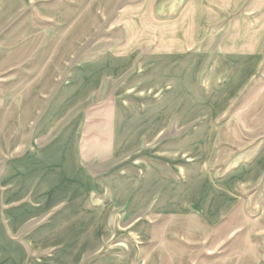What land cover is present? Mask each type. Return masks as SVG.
I'll return each instance as SVG.
<instances>
[{
	"label": "crops",
	"instance_id": "crops-1",
	"mask_svg": "<svg viewBox=\"0 0 264 264\" xmlns=\"http://www.w3.org/2000/svg\"><path fill=\"white\" fill-rule=\"evenodd\" d=\"M63 1L0 0V11L3 8L14 10L0 24V29L25 9L66 10L68 6ZM77 2L81 0H71V3ZM76 8L71 6L69 10ZM58 17L65 20L67 14L60 13ZM85 25L83 16L76 22L77 39L63 37L60 42H79ZM44 53L29 49V97L26 99L29 114L24 118L29 121V128L25 130L28 135L20 138L13 131L9 135L0 131V156L12 155L17 159L28 153L25 141L29 139V154L22 161L12 160L9 166L0 168V264H148L167 251L170 264H218L219 260L220 264H264L262 244L254 249L250 243L248 249L246 242L251 237H246L242 243L243 232L234 219L237 212L246 211L248 197L259 192L264 182V138L259 141L261 138L254 136L260 132L255 130L264 127V114H255V108L246 110L245 115L237 117L238 125L221 134L222 146L212 149L211 145L204 155L199 154L197 148L195 139L198 140L200 134H196V129L180 140H177L178 131L170 130L165 141L145 146L155 140L165 126L174 122L179 129L190 120L180 124L178 115L171 112L177 106L178 97L185 99V95L182 88L164 74V64L174 74L185 71L188 64L194 67L199 79L197 89L207 87L209 90L215 83L222 89L229 81V86L236 88L228 104L256 80L264 81V51L217 55L212 61L214 73L210 79L203 70L202 73L198 70L201 68L198 56L185 59L174 53L137 62L133 56L108 53L75 66L67 81L60 78V70L51 76L48 66L34 61L42 59ZM72 56L70 52V58ZM219 56L237 66L218 73ZM68 57L65 52L59 56L58 66L63 72ZM15 66L17 64L10 63L1 67L0 74L12 71ZM93 69L101 72L93 75ZM223 74L227 79L220 87ZM121 75H126L121 98L129 101L120 102L119 112L113 118L112 133L106 136L107 142L111 139V156L117 161L109 165L108 175L99 180L90 174L92 165L90 169L84 164L78 122L62 131L53 129L59 123L57 120L71 114L84 98L101 89L105 79L117 81ZM53 90L58 91L52 98L50 91ZM150 103L159 107L158 115L152 120L143 118L134 129L128 115ZM261 106L264 110V95ZM5 116L9 118L2 119L4 123L22 122L12 121L11 114ZM153 120L159 122L157 130H145ZM245 124L253 128V136L245 137L242 131ZM139 146L141 148L136 150ZM215 149L217 157L208 158ZM55 176L60 179L52 184L49 178ZM104 191L108 193L111 206L99 209L92 205L93 199L96 193ZM110 208L115 212L110 213ZM40 219L45 220L34 225ZM260 219L264 220V207ZM168 220H175L178 225L162 227V221ZM207 232L215 235L224 232L231 236V243L235 245L231 250H242L244 256L228 260L217 258L211 253L214 249L207 242ZM155 236H162L161 241L152 243ZM102 240L104 244L97 250L96 245ZM229 243V240L221 243L225 244L223 249H227ZM150 247H156L155 253L150 254ZM29 249L53 253L43 261L29 262ZM168 259L161 258L160 264H169Z\"/></svg>",
	"mask_w": 264,
	"mask_h": 264
},
{
	"label": "rangeland",
	"instance_id": "rangeland-1",
	"mask_svg": "<svg viewBox=\"0 0 264 264\" xmlns=\"http://www.w3.org/2000/svg\"><path fill=\"white\" fill-rule=\"evenodd\" d=\"M63 2L65 6H68L66 10H22L11 22L0 29V68L7 67L10 63L17 64L12 71L0 74V131L2 133L9 135L10 131H13L20 138L21 135H28L25 134V130L29 128H27L29 121L24 118L29 114V107H27L29 100H26L29 97V49L45 51L42 59L38 58L34 61L43 62L44 67L48 66L51 76L60 70V78L64 81L69 79L70 73L78 64L95 61L108 53L133 56L137 62L148 58H163L174 53L185 56V59L198 56L201 57V68L198 70L200 73L203 70V74L210 79L214 73L212 61L217 55L264 51V0H81L77 3L64 0ZM60 6L62 7L63 3H60ZM71 6L77 8L69 10ZM13 12L14 10L3 8L0 11V24ZM60 13H66L67 18L61 20L58 17ZM83 16H85L86 25L81 29L80 41L60 42L63 37L65 40L76 38V22ZM39 38L48 41L35 42ZM62 52L69 54L64 72L62 67L59 69L58 66ZM70 52L73 53L72 58H70ZM217 62L220 70L218 73L227 72L237 66V63L220 56ZM194 70L196 69L188 64L185 71L174 74L168 65L164 64V74L171 77L182 88L185 95V99L178 97L177 106L171 112L178 115L180 124L190 120L179 129L174 122L165 126L155 140L145 144L146 147L165 141V135L167 136L170 130H177V140H180L187 138L196 129V134H200L199 139H195L197 148L199 154L204 155L211 145L212 149H219L222 146L221 134L231 130L233 125H238L237 117L245 115L246 110L255 108L257 112L255 114H264L261 106L264 81L260 80L261 78L256 80L250 88H245L237 99L226 104L227 100L234 96L236 87L229 86L228 81L222 89H219L216 83L209 90L207 87L197 89L199 79ZM100 72L101 70L93 69L92 74L97 75ZM126 75L119 76L117 81L105 79L101 89L90 93L71 114L57 120L59 123L53 129L54 132L62 131L78 122L79 130L82 131L84 164L89 168L92 165L90 174L99 180L108 175L109 165L117 161V158L111 156V139L109 138L107 142L106 136L110 137L112 133L113 118L119 112L120 102L129 101V99L121 98V85ZM220 78L219 86L221 87L226 82L227 76L223 74ZM57 91H50V97L53 98ZM200 94L205 98L204 101ZM134 106L137 108V105ZM159 111V107L156 108L150 103L139 112L128 115L130 125L136 129L140 120L143 118L152 120ZM9 114L14 118L12 121L21 120L22 122L16 124L2 122V119L8 120L9 117L4 115ZM158 125L159 122L153 120L144 129L157 130ZM242 131L247 138L253 136L251 133L253 128H247L246 124ZM255 131L260 132L254 136H257V139L261 138L259 141L263 140L264 127ZM212 136H214L213 139ZM17 141L20 142V140ZM25 143L28 153L17 156L18 160L12 155L1 154L0 168L9 166L12 160L22 161L29 154V139ZM139 148L141 146L136 150ZM216 149L208 158L217 157L214 155ZM67 174L69 175V172ZM59 179L58 176L49 178L52 184ZM258 189L259 192L248 197L246 211L237 212L234 219L238 227L242 229L243 234L240 235L243 237L242 243L246 241V237L250 236V240L246 242L247 248L250 249V243L254 245V249L256 245L262 244L264 253V224L261 223L264 220L260 219L261 210L264 207V182ZM93 200L92 205L99 209L101 207L105 209L107 205L111 206L108 193L105 191L96 193ZM113 212L115 209L110 208V213ZM43 220L45 219L36 220L34 225ZM177 225L175 220L162 221V227ZM224 232L216 235L207 232V242L212 244L211 249H214L211 253L214 252L213 254L221 260L244 256L245 252L242 250H231L235 246L231 243L232 237L224 235ZM161 237L155 236L152 243L160 242ZM225 240L230 241L227 249H223L225 244L221 245L225 243ZM182 242L184 244L183 240ZM104 243L102 240L97 244V250ZM156 247H150V254L155 253ZM237 247L240 248V244ZM51 253L53 252H34L29 249V262L43 261ZM163 254L166 256H162ZM163 254L158 256V259L150 260L148 264H160L161 258L168 259L169 252ZM216 262L220 264V260ZM167 263L170 264V259Z\"/></svg>",
	"mask_w": 264,
	"mask_h": 264
}]
</instances>
